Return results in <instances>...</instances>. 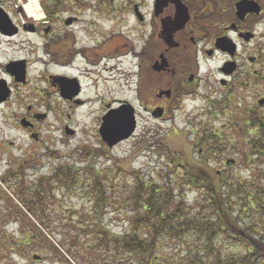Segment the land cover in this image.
Listing matches in <instances>:
<instances>
[{
    "label": "flooded vegetation",
    "instance_id": "1",
    "mask_svg": "<svg viewBox=\"0 0 264 264\" xmlns=\"http://www.w3.org/2000/svg\"><path fill=\"white\" fill-rule=\"evenodd\" d=\"M41 14L45 21L37 29L14 21L0 5L1 51L21 33L37 39L24 41L19 51L27 55L0 63V99L8 95L0 106L11 101L21 106L19 124L32 139L42 140L38 130L47 122L62 139H74L77 115L87 108L98 113L99 135L104 116L131 103L108 98L113 82L124 77L141 101L131 103L138 123L140 108L167 121L204 82L202 97L209 99L211 116L232 117L238 99H246L245 113L235 112L228 128L235 127L244 144L263 142L246 130L264 125V0H46ZM84 149L82 159L95 152Z\"/></svg>",
    "mask_w": 264,
    "mask_h": 264
},
{
    "label": "rangeland",
    "instance_id": "2",
    "mask_svg": "<svg viewBox=\"0 0 264 264\" xmlns=\"http://www.w3.org/2000/svg\"><path fill=\"white\" fill-rule=\"evenodd\" d=\"M36 1L41 6L39 9L43 10L46 0ZM28 2L29 0H0V5L11 12L14 21L18 20L22 25L34 23L38 29L43 25L45 18L43 16L39 22L30 19L23 9V3ZM13 13H17V16ZM27 38L37 42L36 38L24 33L16 38L7 39L8 42L4 40L2 51L0 50V63L5 64L10 60L27 55L25 50L19 51L22 46L25 47L23 43L29 40ZM16 39L20 42L19 45L14 44ZM11 40L13 42H10ZM219 62L218 60L212 63L211 68L214 71ZM206 68L207 65L204 72ZM212 80L213 78L209 82L208 77L205 79L207 84H211ZM117 82L114 81L111 85L112 91L108 98L127 99L134 106H139L140 98L137 100V93L124 85L126 84L124 77H121L120 83ZM203 84L204 82H201L199 89L195 88L197 94L184 99L176 110L171 111L170 119L167 121L158 122L140 108L137 132L130 140L123 142L113 150L98 142L96 125L98 113H92L94 110L92 108H87L77 115L78 134L74 139L70 141L62 139L61 131L53 128L54 124L51 122H47L38 130L42 140L37 143L20 127L18 119L23 114V109L22 113L19 111L21 106L12 101L1 105L0 264H113L108 255L103 252L98 253L95 237L82 229H89L88 226H94V222L98 224V227H105L112 234L126 232L130 228V221L134 215L129 208L130 205L127 206L124 203L132 196L133 178L131 176L138 174L146 180H154L157 184L172 181L174 185L171 186L178 188L179 178L172 176L173 178L169 177L170 181L167 179L168 176L174 174V170L176 171V163L174 164L173 161L193 163L218 178V182H221V178L223 180L229 176L236 182H242L239 185L246 186L243 189L245 192L253 189L256 193L264 192V125L260 130L259 127L258 129L250 127L246 130L248 133L258 134L253 137L263 142L260 141L259 144L253 145L241 142L239 135H236L235 127L228 128V126L230 123L235 124V112L238 116L240 113H245L243 105H247V100L243 102V99L239 101L237 97H234L238 101L232 108L234 111L232 117L229 116L230 112L222 113L219 117L211 116L209 99H205L206 92ZM261 112L263 114L260 115V119L264 121V111ZM241 118H243L242 114ZM240 127H243V124ZM219 132L221 137L216 136ZM201 135L208 139L205 144L200 138ZM223 138L225 140H222ZM87 146L95 150L90 156H86L81 161L72 159L64 161L68 155H71V158H82L80 148L85 147L86 149ZM201 149L203 155L200 156ZM168 156L172 159L167 160ZM229 159L235 162L226 164ZM91 163L97 166V169L104 175L110 174L109 179L116 180V183L115 181L112 183L113 188L107 194L109 199L103 205L104 208L100 214H97L95 210L93 198L89 197L83 188L69 192L56 184L51 185L50 191L48 189L43 193L44 204L43 206L35 205L33 215L25 209L24 204L20 203L15 187L18 181L26 187L22 193L23 196L30 199L33 196L29 191L30 188L44 174L51 175L61 165L84 168ZM10 173L13 175L9 176ZM182 174L183 172L180 171L179 175L183 176ZM118 175L120 177L115 179ZM161 176L165 177L164 181L161 180ZM252 183H255L253 187ZM184 197L192 205H198L201 201V194L193 190H187ZM240 205L238 210L242 215L241 222L244 227L259 219L258 211L251 213L252 211L244 208L243 203ZM17 212L22 215L25 213L26 217L16 216ZM261 220H264V217ZM31 223L37 226L40 234L31 226ZM47 226L52 227L54 234ZM260 227L264 228V222ZM29 229L33 234H42L47 237L69 263L50 252L44 242L40 243L35 251L19 244L29 241L26 239ZM75 240L77 243L72 247L71 243ZM60 241L73 249L76 258L66 252V248ZM212 241L211 252H218L224 257H240L245 252L243 245L237 244L226 236L217 237ZM203 247V242L200 243L186 236L178 241L165 240L158 255L164 258L165 263H180L189 253L199 254ZM207 257L208 255L202 254V259L207 260ZM128 261L130 259L126 263Z\"/></svg>",
    "mask_w": 264,
    "mask_h": 264
},
{
    "label": "trees",
    "instance_id": "3",
    "mask_svg": "<svg viewBox=\"0 0 264 264\" xmlns=\"http://www.w3.org/2000/svg\"><path fill=\"white\" fill-rule=\"evenodd\" d=\"M201 139L204 144L208 141L202 135ZM170 159L172 158L168 156L167 160ZM173 163H176V171L174 170V174L167 179L170 181L169 177L173 178L172 176L179 178L178 188L171 186L174 185L172 181L157 184L154 180H146L135 173L131 176L133 178L132 196L124 203L127 206L130 205L129 208L134 215L130 221V228L126 232L112 234L105 227H98V224L94 222V226H88L89 229H82L95 237L98 253L103 252L108 255L113 264H264V228L260 227L264 222L261 220L264 217V192L256 193L255 189L245 192L243 189L246 186L239 185L242 182H236L229 176L223 180L221 178V182H218V178L193 163L175 161ZM180 171L183 172V176L179 175ZM10 175L13 174L10 173ZM109 176L110 174L104 175L91 163L84 168L61 167L53 175L41 177L29 190L33 194L31 200L23 196L22 193L26 187L20 181L15 187L19 201L32 214L35 213V205L43 206V193L48 189L50 191L51 185L55 184L69 192L83 188L89 197L93 198L95 210L97 214H100L103 211V205L109 199L107 194L113 188V181L116 183V180L109 179ZM119 177L120 175L115 179ZM161 180L164 181L165 177L161 176ZM254 185L255 183H252L251 186ZM187 190L201 194L198 205H192L186 200L184 195ZM241 203L245 209L252 211L251 213L257 211L259 213V219L247 227H244L241 222L242 215L238 210ZM16 214L18 217H26L25 213L24 215L19 212ZM31 226L39 234L41 233L35 224L31 223ZM47 228L53 233L51 226ZM186 236L204 243L200 253L197 255L189 253L180 263H165L164 258L158 255L162 243L165 240L178 241ZM221 236H226L237 244L243 245L245 247L243 255L230 258L218 252H211L212 240ZM26 239L29 241L19 244L35 251L39 248V244L44 242L50 252L61 257L64 262H68L44 235L33 234L29 229ZM60 243L66 248L67 253L76 258L71 247L68 248L62 241ZM76 243V240L73 241L72 247ZM202 254L208 255V259H202ZM128 259L130 261L126 263Z\"/></svg>",
    "mask_w": 264,
    "mask_h": 264
},
{
    "label": "water",
    "instance_id": "4",
    "mask_svg": "<svg viewBox=\"0 0 264 264\" xmlns=\"http://www.w3.org/2000/svg\"><path fill=\"white\" fill-rule=\"evenodd\" d=\"M7 97L8 95H4L0 99V102L5 101ZM160 113L156 115L160 117ZM136 128L135 110L131 105L124 104L120 108L112 110L104 117L100 135L104 143L113 148L129 139L134 134Z\"/></svg>",
    "mask_w": 264,
    "mask_h": 264
},
{
    "label": "bare ground",
    "instance_id": "5",
    "mask_svg": "<svg viewBox=\"0 0 264 264\" xmlns=\"http://www.w3.org/2000/svg\"><path fill=\"white\" fill-rule=\"evenodd\" d=\"M23 8L30 18L36 21L41 19V10L35 0H29L27 4H23Z\"/></svg>",
    "mask_w": 264,
    "mask_h": 264
}]
</instances>
